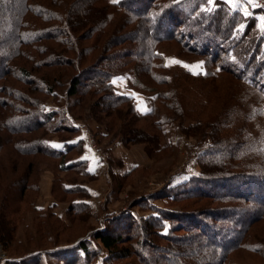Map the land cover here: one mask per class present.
<instances>
[{"label":"rangeland","instance_id":"rangeland-1","mask_svg":"<svg viewBox=\"0 0 264 264\" xmlns=\"http://www.w3.org/2000/svg\"><path fill=\"white\" fill-rule=\"evenodd\" d=\"M8 3L9 6L7 5V8H3L0 12V33L3 32V35H0V46L2 48L6 46V41L10 43L9 29H11V25L9 21L11 17H9L10 14L8 15V7L12 6L14 8L15 11L12 12V17L15 19L20 14L23 5H31L37 8L36 4L42 3L49 7L50 5L48 4L51 3V9L56 11L52 17L54 20L42 22L38 19L39 28H48L45 30L50 31L51 29L52 33H58L60 30H66L67 27L65 26L69 25L79 46L87 47L96 44V49L90 54H85L84 56L86 57L81 58L83 59L82 64L76 66L73 62L76 54L68 52L62 45L56 43L53 37L52 39H45L43 42L38 43L40 45H36L35 47L42 48L44 45L45 49L50 48L55 52H59L58 54L64 53V58H61L62 62L53 63L54 60L51 63H49L50 61L46 62V60H49L45 57L46 53L39 54L33 45L26 47L25 53H27V56L14 60L13 66L16 67L17 64V71L25 69L30 72L29 79L30 81L32 80V83H28L21 77L22 71L12 72L8 77L0 79L1 122L9 116L10 113L8 112L12 111L9 104L5 106L3 105L4 103L13 101L15 107L22 104L24 107H27L25 102L23 103L17 98V96L24 95L26 97L29 96L31 104H35V102L43 103L44 101L47 108L55 107L52 97L45 94L44 87L46 86V81L53 85L54 90L61 92L68 87L70 80L77 76L80 71H83L84 77L82 79L87 75L98 78L99 75H92L90 73L94 68H96L97 72L98 69H103L116 73L117 68L124 67L122 71L118 70L119 74L115 75L111 81H115L113 84L116 92L132 96L138 114L144 113L153 105L156 94L167 93L170 87L174 88L180 96L179 104L182 111L177 115L178 119L174 120L173 123L163 125L166 135L163 140L171 143L169 144L170 148L159 150L158 147L163 140H156L155 137H151L146 133L153 134L156 132L151 119L136 121L133 116L128 114L126 106H122L117 113H112V116L109 117V113L99 114L94 107L88 110L84 109L92 106L94 101L98 99V96L93 93L81 95L77 102L78 108H75L74 111L77 115L80 114V116L85 111H91L90 114L94 115L95 119L89 118L88 123L84 122L93 140L96 141L94 132L100 130L98 125L112 121L114 126L110 136L102 140L100 145L97 144L103 150H106L113 144L108 143L110 139L117 136L126 138L128 142L125 145L127 148H131L127 151V156L132 161V169L136 167L137 170H133L130 176L124 179L113 180L107 185L106 179L103 176V173H107L106 170L102 166H97L100 173L103 171L101 177L89 183L87 182L88 184L85 183L88 186L87 195L76 196L83 203L80 206L82 213L70 218L72 219V223H67L68 225L62 224L59 226L60 228L56 227L57 223H53L54 228L52 230L56 229V232H53V236L59 237L61 242L64 240L71 242L76 239L78 241V239L83 238L85 235L89 237L87 235L88 232L95 229L107 228L113 232H119L122 231V225H124L125 221L129 220L132 216L129 213H133L136 219L138 218L142 221L147 216L158 214L156 208L187 210L189 212L191 210L222 209L223 207L229 208L233 206L231 202L223 203L205 198L181 200L180 195L174 199L172 195H168L164 198L150 200L148 199V195L159 192V190H162L166 186L169 188L176 184H183L189 177L198 175L200 173V165L197 158L198 153L207 148L209 144L220 142L221 137H226L231 133H234L231 142L233 148L230 147L228 151H234L235 158L241 157L242 162L239 163L237 160H234L236 167L228 169L227 172H242L244 167H253L257 151L247 144V142L251 138L257 146H264V119L255 116L257 97L252 94L248 98L244 96V100L239 99V106L235 107L228 116L227 111L236 102L233 100L236 91L230 88L231 82L235 80L230 79L228 75H224L225 77L209 83L210 85L208 86L206 85V90L212 88V85L215 88V91L211 95H206V92H204L205 94L199 97L196 94L197 88L201 91L200 88L206 82L204 80L182 78L180 72L177 71L178 66L185 67L191 71L201 69V66L197 67L202 62L201 59L193 57L192 54L186 51L187 48L182 47L183 44L190 41L192 45L201 48L193 37L187 35L190 32L189 30L196 29L193 24L189 25L187 21L177 27L176 33L172 30L176 41L163 40L161 43H149L154 50L153 53L161 56L166 63L172 65L173 71L168 72L163 69H153L149 74L146 73L144 80H142L143 84L134 78H132L134 80H131L130 76L134 73L133 66L135 62L133 63V61H136V59L131 60V56L136 55L140 57L139 55L144 53L142 44L133 40L135 36L139 37L142 33L146 34L147 37L161 36L168 29H172L171 25L173 23L171 24V21L167 19V10L171 8L181 10L186 15H189L197 4H205L207 6L211 4H206L205 0H155L151 3L150 8H147L145 7V0H118L117 3H112L110 0H11ZM125 5L127 6L126 9ZM35 11L39 12V10ZM135 12L137 13L136 16L134 15ZM177 16L181 20H185L186 18V16H181L178 13ZM25 18L32 20L30 12L26 14ZM175 25H177V22H175ZM93 27H96L94 32L90 31ZM62 38H65V36H62ZM78 56L80 58V55ZM31 57L34 58L31 59ZM128 60V64L122 66V63ZM228 60L229 56L223 54L220 55L218 62L222 64V62H228ZM40 61H44L43 65H35L36 62ZM158 61L155 60V62ZM89 68L90 71L86 72ZM172 75L173 81L170 79ZM151 76H156L157 80L169 76V80L172 82L164 85L158 84L150 81ZM40 78L45 80L42 88L38 87L40 86L39 83H41L39 82ZM89 84L91 85L92 83ZM78 88H80L81 92L86 89V87ZM167 94L169 95L167 104H171L174 101V96L171 93ZM203 97L206 98L205 101H203ZM158 102L160 104L161 101ZM160 110L163 112V107H160ZM170 114L167 115L166 120L169 119L171 121L170 118L175 113ZM100 118L102 121L99 120ZM228 119L231 120L232 126L229 129H222L225 126V122H228ZM91 127H93V130ZM240 128L243 129L244 135L240 132L239 134L237 133V130ZM8 136H11L10 133L0 128V253L2 252L5 255L3 258L0 255V264H7L8 261H19L26 252L38 248L40 244L43 247H50L45 239L46 230L37 225L34 212L29 205V200L34 196L33 191L26 190L24 198L21 196L20 181L27 175L28 163L36 160L37 157L20 156L17 154V151L13 148V144L8 143ZM30 136H42V131L38 130ZM262 153L264 154V152ZM12 165L18 166L13 168ZM33 165H36V163ZM62 176L63 178L61 179L63 181L83 182L81 177L72 173H68L67 175H63L62 173ZM251 185L253 187L250 189L251 192H257V195L264 197V186L262 187L259 183L256 186ZM43 192L40 194L39 190L38 193V198L40 197L39 200L42 202L46 198H49L48 194ZM56 194L59 198L63 199L62 203H69L71 198H73V196L63 194L60 191H57ZM142 198H145L143 204L140 203L141 201H138ZM243 203L239 202L237 206ZM254 205V202L247 203L245 201V205L242 207L246 210L254 211ZM63 206L65 208L66 204ZM63 206L60 207L64 211ZM257 206L255 205V207ZM214 222L218 221H211L214 229H217V225H228L226 219H221L220 223ZM231 222H234V220ZM167 227L162 232L166 233ZM31 229L34 231L35 236L41 240H39L40 242H35L31 238ZM38 229L39 232H37ZM136 229L135 227V229H130V231L125 233L133 235L134 238L130 236L129 240H127L128 238L123 239V243L120 242L119 248H134L140 245V242L137 243L140 236L137 234ZM248 233H250L251 244H259L257 241L264 243V218L253 223L249 227ZM174 234L175 238L187 236L182 230H178ZM147 237L149 242H152L156 246L154 250L156 248H169L172 251L181 253L184 251L189 252L191 249L187 247L188 244L185 240H178L179 244L174 243L171 245L167 240L155 236V234ZM20 239L22 240L21 243H19ZM260 245L263 246V244ZM91 246L96 252V257L92 264H140V259L136 255L130 256L127 259H109V262H104L103 259L106 257L107 251L93 239ZM139 250L142 251L143 249L140 248ZM150 250L154 251L151 248H147L146 251L143 250V252H147L146 256L150 259L149 264H166L155 260L154 256H152L155 253H150ZM215 260L218 264L220 262L221 264H264L263 257L254 255L247 251V249L235 248L230 249L225 256H217ZM42 261L44 264H62V260L53 256H44ZM183 261L187 264L190 263L189 259Z\"/></svg>","mask_w":264,"mask_h":264},{"label":"trees","instance_id":"trees-1","mask_svg":"<svg viewBox=\"0 0 264 264\" xmlns=\"http://www.w3.org/2000/svg\"><path fill=\"white\" fill-rule=\"evenodd\" d=\"M10 1L11 0H0V12L3 8H7L8 2ZM153 1L155 0H145V7L150 8ZM41 4H36L37 8L31 5H23L20 14L15 19L12 17V12L15 11L14 8L12 6L10 8L8 7V15L10 14L9 17H11L9 21L11 25V29H9L10 43L6 41V46L4 48L0 46V79L8 77L12 72L16 73L18 68L17 64L16 67L13 66L14 60L19 57L27 56V53H25L26 47L30 45H33V47L40 45L38 43L43 42L45 39H52L53 37L54 41L62 45L68 52L75 53L76 57L73 62L76 66L82 64L83 59L81 58L86 57L84 56L85 54H90L96 49V44L87 47L79 46V44H77L78 41L73 36L72 28L69 25H64L67 29L60 30L58 33H52L51 29L50 31L45 30L48 28H39L38 19L42 22L53 21L54 18L52 17L56 12L51 9V3L48 4L50 5L49 7L45 4ZM126 7L125 5V9ZM208 9L211 10L209 11ZM35 10H39V12ZM29 12L32 15V20L25 18L26 14ZM177 13L181 16H186L185 20L178 19L179 16H177ZM134 15L136 16L137 13L135 12ZM167 19L171 21V24L173 23L171 25L172 29H168L161 36L147 37L146 34L142 33L139 37L135 36V38H133V40L142 44L144 53L140 54V57L132 55L130 58L131 60L136 59V61H133V63L135 62L133 66L134 73L130 75L131 80L136 79L143 84L142 80H144L146 73L149 74L153 69H163L168 72L173 71L172 65L166 63L161 56L153 53L154 50L149 43H161L163 40L176 41V39H174V33L177 31V27L187 21L189 25L193 24L196 28L195 30H189L190 32L187 35L193 37L201 48L192 45L190 41L185 44L182 43V47L187 48L186 51L192 54L193 57L201 59L202 65L201 69L198 71H191L185 67L178 66L177 71L180 72L182 78L186 77L194 80H204V82H206L205 85L203 84V87L200 88L201 91L197 88L196 94L200 97L202 94H205L204 92H206V95H211L215 91L213 85L211 86L212 88L206 90V87L210 85L209 83L228 75L230 79L235 80L231 82L232 85L230 88L236 91V94L233 96V100L236 102L233 104V107L227 111L228 116L235 107L239 106V99L244 100L246 96L248 98L253 94V96L257 97L255 116L264 119V24L259 26L256 19L253 17L240 18L237 10L227 7L220 1H216L214 5L210 6L197 4L189 15H186L181 10L171 8L167 10ZM175 22H177V25H175ZM241 25H243V27H241ZM95 30L96 27H93L90 31L94 32ZM0 35H3V32L0 33ZM62 36H65V38H62ZM43 46L42 48L35 47V50L41 55L44 53L47 54L45 57L49 60H46V62L50 61L49 63H51L52 60H54L53 63L63 61L61 58H64V53L61 52L58 54L59 52H55L50 48L45 49V46ZM223 54H227L229 60L228 62L219 64L220 55ZM77 55H80V58L79 56L77 57ZM34 57H31V59ZM137 58H139V60H137ZM155 60L159 61L155 62ZM128 62L129 60L124 61L122 66L127 65ZM43 63L44 61L36 62L35 65L40 66L43 65ZM142 66L144 67L142 68ZM123 68H117L116 73L108 72L103 69H98L97 72V70H95L96 68L90 71L89 68L86 72L90 71L92 75L96 74L99 75V77L94 78L87 75L84 78L85 80L82 79V77H84L83 71H80L77 76L70 80L68 87L61 92L54 90L53 85L46 81V86L44 87L45 94L46 96L52 97L54 100L53 103L55 107L52 108H47L44 101L43 103H36L33 100L35 104H31L29 96L26 97L24 95L17 96V98L21 102H25L27 107H24L23 104L18 107L16 105L15 107L13 101L3 104L5 106L9 104L12 110L8 112L10 114L5 120L2 122L0 120V128L11 135L7 138L8 143L13 144L14 150L17 151L16 153L20 156L37 157L36 160L28 163L27 175L20 181L21 196L24 198V192L26 190L33 191L34 196L29 200V205L34 212L37 225L43 230H46L45 239L50 245V247H43L41 244H38V248L26 252L19 261H8L7 264H44L42 261L44 256L56 257L62 260V264H92L96 257L95 250L91 248L92 239L96 240L107 251V255L103 259L104 262H109V259H127L130 256L136 255L140 259V264L141 262L142 264H149L148 262H150V259L146 256L147 252H143V250L146 251L147 248L155 249L156 246L147 239V236L154 234L155 236L167 240L171 245L174 243L179 244L178 240H185L188 244L187 247L191 248L189 252L184 251L181 253L172 251L169 248H156L154 251L150 250V253H155L152 256H154L155 260L160 261V263L187 264L184 263L183 260L186 261L189 259V264H218L214 259H216L217 256H225L232 248L247 249V251L252 254L264 258V243L257 241L259 244H251L250 233H248V229L253 223L264 218V197L257 195V192L250 191V189L253 188L251 184L256 186L259 183L262 187L264 186V154L262 153L264 152V146H257L255 141L250 138L247 144L257 151V155L253 162L254 166L250 168L244 167L242 172L231 171L228 173V169L236 167L234 165V160H237L239 163L242 162L241 157L235 158L234 151H228L230 147L233 148L231 142L234 133L223 138L221 137L220 142L209 144L207 148L198 153L197 158L200 165V173L198 175L189 177L183 184H176L169 188L166 186L162 190H159V192L148 195V199L150 200L164 198L168 195H172L174 199L180 195L181 200L205 198L223 203L231 202L233 206L229 208L223 207L222 209L191 210L189 212L187 210L156 208L158 214L147 216L142 219V221L141 219H136L133 213L128 212L129 215L131 214L132 216L129 220L125 221L124 225H122V231L119 232H113L107 228L95 229L88 232L87 235H89V237L85 235L83 238L78 239V241L77 239L74 240L77 242H66V240L61 242L59 237L53 236V232H56V229L52 230V228H54L53 223H57L56 227L60 228L59 226L62 224L68 225L67 223H72V219L70 218L82 213L80 206L83 203L79 201L76 196L87 195L88 191L84 184L96 178L95 174L87 170L86 161L79 158L83 151V139L77 138L80 129L75 123L78 120L83 123L85 121L88 123L89 118L95 119L93 117L94 115L90 114L91 111H85L82 116H80V114L77 115L74 111L75 108H78L77 102L81 95L84 96L93 93L98 96V99L90 106L91 108L88 106L84 109L88 110L94 107L99 114L109 113V117L112 116V113H117L122 106H126V111L130 116H133L136 121L151 119L156 134L146 133L151 137H155L156 140L160 139V141L166 136L163 125L171 122L173 123L174 120L178 119L177 115L179 112L182 111L179 104L180 96L174 88L170 87L167 93H171V95L174 96V101L171 104H167L169 98L167 93L156 94L153 105L144 113L138 114L132 96L116 92L114 84L111 81L115 75L119 74L118 70L122 71ZM18 71H22L21 77L24 78L25 81L32 83V80L30 81L29 79L30 72L25 69ZM169 78L168 76L167 78L157 80L156 76H151L150 81L164 85L173 81V75L172 78H170L172 81H170ZM39 80L41 83H39L40 86L38 87L42 88L45 80L43 78ZM89 83L92 84L90 85ZM78 87H86V89L81 92ZM205 100L206 98L203 97V101ZM158 101H161L160 104H158ZM160 107H163V112L160 110ZM171 112L175 113L172 118L169 117L171 121L169 119L166 120L167 115ZM172 113L170 115H172ZM99 120L102 121L101 118ZM113 126L114 123L112 121H110V123L105 122L103 125H98L100 130L97 132L95 131L94 136L99 145L102 143V140L110 136ZM231 126V120L228 119V122H225V126H223L222 129H229ZM91 129L93 130V127H91ZM38 130L42 131V136H30ZM239 132L242 135L245 134L242 128L237 130L238 134ZM54 139L61 147L55 146ZM114 142L125 144L128 141L126 138L120 136L114 137L108 141V143ZM169 144L171 143H168L167 140H163L158 149H169ZM35 163L36 165H33ZM116 164L117 161L114 162L110 158L107 161L108 176L109 178L112 177V180L124 179L130 176L133 170H137L135 167L123 175L113 173L111 175L110 168ZM17 166L18 165H12L13 168ZM46 170L51 171L54 175L51 194L56 202L63 201L62 198L57 196V191L73 196L68 203L64 217H60L56 214L54 206H50L46 209L37 206L39 179L41 174ZM216 171H218V173H216ZM249 171H251V173H249ZM62 173L63 175H67L68 173L78 175L83 182L63 181L61 179L63 178ZM67 183L69 185H66ZM144 199L145 198H142L138 201H141L140 203L143 204ZM19 201L18 198V202ZM245 201L247 203L254 202L255 205L258 206L255 207L254 205V211L246 210L242 207L245 205ZM239 202L244 203L237 206ZM82 209L84 210L83 207ZM221 219H226L228 225H217V229H214L211 221H218L214 223H220L219 221H221ZM232 220H234V222H231ZM135 227L137 228V234L140 236L137 241V243L140 242V245H138V247L135 245L136 247H132L133 249L130 247L119 248L120 242L123 243L122 240L125 238L129 240L131 236L125 233L130 231V229H135ZM166 227L168 228L167 232H162ZM178 230L184 231L187 236L175 238L174 233ZM37 232H39V229ZM30 234L35 242L41 241L35 236L32 229L30 230ZM131 237L134 238L133 235ZM21 242L22 240L20 239L19 243ZM260 244H263V246ZM62 245L64 246L62 247ZM140 248L143 250H139ZM219 264H221V262Z\"/></svg>","mask_w":264,"mask_h":264},{"label":"crops","instance_id":"crops-1","mask_svg":"<svg viewBox=\"0 0 264 264\" xmlns=\"http://www.w3.org/2000/svg\"><path fill=\"white\" fill-rule=\"evenodd\" d=\"M220 1L221 3L225 4L227 7L232 8L234 10H237L239 12L240 18H249L253 17L256 19L257 24L259 26H262L264 24V8L256 5L253 0H212V3H209L208 0H205L206 4H211L214 5V2ZM247 13V14H246ZM79 129L80 133L77 136V138H82L83 139V151L80 155V159H83L87 163V170L90 171L92 174L96 175V179L101 177V174L103 171L100 173V170L98 171L97 166H102L103 169L106 170V174L103 173L104 179H106L107 185L111 181H113L109 176L108 172V166H107V161L112 159L114 162L117 161V164L113 166L111 169L110 174H117V175H123L126 172H129L132 169L131 166V159L128 158V153L127 151L131 148H127L125 144L121 142H114L112 146H109L106 150H103L96 141L93 140V137L90 135V131L86 129V124H84L82 121H76L75 123ZM89 135L92 138V142L89 139ZM55 145H57V141H55ZM96 145L94 146L93 145ZM122 145V146H120ZM110 175V176H111ZM53 173L49 170L44 171L41 174L40 177V182H39V190L40 194L47 193L49 198H46L44 202L37 199V206L42 209H46L50 206H54V211L56 212L57 215L60 217L65 216L66 209L68 207V203H62V202H56L54 198L52 197L51 194V187H52V181H53ZM89 183V182H88ZM87 183V184H88ZM66 185H69L68 183ZM85 188L88 191V186L85 184ZM64 204H66L64 208ZM63 206V210H61V207Z\"/></svg>","mask_w":264,"mask_h":264},{"label":"built area","instance_id":"built-area-1","mask_svg":"<svg viewBox=\"0 0 264 264\" xmlns=\"http://www.w3.org/2000/svg\"><path fill=\"white\" fill-rule=\"evenodd\" d=\"M254 1V3L256 4V5H258V6H260V7H262V8H264V0H253ZM89 139H90V141L92 142V138H91V136L89 135ZM93 145H94V143H93ZM95 146V145H94ZM0 255H1V258H3V256H5L2 252L0 253Z\"/></svg>","mask_w":264,"mask_h":264},{"label":"snow or ice","instance_id":"snow-or-ice-1","mask_svg":"<svg viewBox=\"0 0 264 264\" xmlns=\"http://www.w3.org/2000/svg\"><path fill=\"white\" fill-rule=\"evenodd\" d=\"M110 2H112V3H117L118 2V0H110ZM208 2L209 3H212V0H208ZM209 11L211 10V9H208ZM247 14V13H246ZM262 19H264V17H262ZM241 27H243V25H241ZM202 65V62L199 64V65H197V67H200ZM113 83H115V81H113ZM56 147H61V145H59V144H57V145H55Z\"/></svg>","mask_w":264,"mask_h":264}]
</instances>
